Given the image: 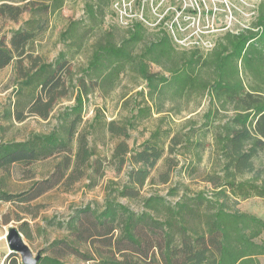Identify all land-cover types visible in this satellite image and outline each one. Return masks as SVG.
Listing matches in <instances>:
<instances>
[{"label": "trees", "instance_id": "trees-1", "mask_svg": "<svg viewBox=\"0 0 264 264\" xmlns=\"http://www.w3.org/2000/svg\"><path fill=\"white\" fill-rule=\"evenodd\" d=\"M111 1L86 0L88 21L93 25L103 21ZM65 2L47 0L37 5L36 0H0V16L17 21L25 11L31 12V17L12 31L10 44L0 37V69L17 61L21 74L16 94L18 99L25 97L22 107L18 104L16 109L5 111L6 117L22 122L37 115L48 120L70 89H77L75 104L58 111L57 123L50 131L0 142V177L5 174L9 178L19 166L30 171L40 162L55 161L48 175L18 191L4 182L6 177L1 178L0 202L29 203L54 188L70 190L81 181L92 189L105 177L108 167L120 174L129 165L123 183L110 181L102 209L87 204L67 222L71 239L65 245L74 254L95 259L92 248L105 264H261L264 219L238 205L251 197L264 199V0H260L249 26L241 32H225L207 52L197 47L180 51L167 32L138 50L147 30L140 20L133 22L119 42L113 30H105L93 42L90 59L77 76L65 51L53 62L29 54L31 45L48 28L44 14L61 10ZM82 22L72 21L61 32L62 40L81 47L87 32H80ZM27 58L30 66L24 65ZM152 64L162 70L153 71ZM129 68L145 81L147 97L156 106L147 103L145 95V104H137L131 116L107 120L97 109L92 123L86 124L85 102L92 89L89 81L94 88L109 90ZM168 95L188 100L208 96L205 121L184 131V127L165 126L166 116L162 115L150 136L131 147L130 130L137 127L136 121L161 114L163 103L158 101ZM227 106H234L236 113L223 118L220 111ZM209 133L216 152L214 162L210 170L196 174ZM107 138L115 143L110 155L99 153L93 144L101 141L105 145ZM179 147L185 150L181 152ZM185 151L193 157L186 166L189 172L209 187L192 191L178 181L168 192V196L178 197L175 202L158 193L143 196L141 189L148 181L170 182L180 164L179 155ZM160 160L165 169L156 178L153 170ZM138 197L144 208L140 213L119 200ZM20 230L30 237L29 228L22 226ZM83 244L90 247L87 252L79 249ZM9 257L8 264H24L17 253ZM36 264L68 263L58 255L42 254Z\"/></svg>", "mask_w": 264, "mask_h": 264}, {"label": "rangeland", "instance_id": "rangeland-1", "mask_svg": "<svg viewBox=\"0 0 264 264\" xmlns=\"http://www.w3.org/2000/svg\"><path fill=\"white\" fill-rule=\"evenodd\" d=\"M43 1L47 0H36V4ZM11 2L20 4L15 1ZM85 2L86 0H66L61 10L44 14L46 20L49 21L48 28L31 45L29 54L40 58V61L53 62L58 58L60 51H65L66 58L70 61L73 72L77 76L82 73V68L90 59L93 42L101 37L105 30H113L115 39L119 42L129 33L128 29L135 20L142 21L147 29L144 39L137 47L138 50L167 32L171 35L178 50L197 47L201 51L207 52L225 32H241L249 26L256 18L260 0H112L105 10L106 15L103 21L96 25L87 19ZM30 17L31 12L28 10L17 21L0 16V37L6 39L10 44L12 31L23 25ZM76 20H83L80 32L87 31L81 47L65 42L61 38V32ZM24 65L30 66V58L25 59ZM151 68L153 71L162 70L157 64H152ZM20 74L17 61L0 69V142L9 139L23 140L33 132L50 131L57 123L55 116L58 111L62 107L75 104L77 89L74 88L70 89V94L67 97L56 104V108L48 120L37 115H29L22 122L7 118L5 115L7 109L14 110L18 104L21 107L25 104L23 101L25 97L20 96L18 99L16 94ZM89 83L92 89L85 102L84 121L87 122L86 124L92 123L97 109L103 111L107 120H119L120 117L131 116L136 113L137 104H145V95L146 102L151 106H156L147 97L149 88L145 81L130 68L120 75V79L112 89L94 88L92 82L89 81ZM141 91L144 92V95L139 93ZM164 98L166 99L158 101L163 103L161 108L164 111L161 114L155 113L151 119L136 121L137 127L130 130L129 143L131 147L140 145L150 136V130L159 124L162 115L166 116L165 126L172 125L179 129L184 127V131L192 127L197 128L205 121V113L209 108L208 96L202 99L193 96L191 100L185 97L174 99L169 95ZM235 113L234 106H227L226 109L220 111L223 118H230ZM212 141V135L209 133L206 137V151L196 174H202L212 167L216 155V152H213ZM93 144L97 146L99 153L110 155L115 143L111 138H107L105 145L101 141L93 142ZM179 149L181 152L185 150L182 147ZM191 158H193L191 153L186 151L179 155L180 164L173 171L170 182L160 184L148 181L141 189V194L149 196L152 193H158L167 196L171 202H175L178 197L168 196V192L171 187L178 184V181L188 184L192 191L209 187L200 180V176L197 178L196 174L193 176L189 172L190 170L186 166ZM54 162L53 159L40 162L30 171H28L29 167L19 166L14 169L9 178L5 174H1L0 187L3 185L1 178L5 177L4 182L14 186L16 191L23 187H29L32 180L48 175ZM127 168L129 165L122 173L118 174L112 167H108L105 177L92 189L86 187V181H81L70 190H65L64 187L54 188L29 203L0 202V264H8L10 261L11 253L6 232L11 224L19 228L22 226L29 228L31 235L30 237L24 235V239L34 255L38 252L43 255H58L68 264H105L92 248L91 251L95 259L88 260L82 254H74L73 249L65 245V241L71 239L66 224L78 208L87 204L102 209L110 181L117 180L123 183L126 179ZM164 169V161L160 160L157 168L153 170V176L157 178L158 173ZM181 170H184L185 173H181ZM33 175L36 177L31 178ZM183 189L184 187L181 189V193H183ZM119 200L138 213L144 210L141 197L137 199L120 198ZM238 207L242 211L250 212L264 219V199L261 197L242 200ZM60 222L63 224L60 225ZM119 233L120 229L116 234ZM261 239L264 240V233L260 237ZM79 249L82 252H87L90 247L83 244L79 246ZM99 250L106 253L104 247H100ZM260 261L261 264H264V255L260 257Z\"/></svg>", "mask_w": 264, "mask_h": 264}, {"label": "water", "instance_id": "water-1", "mask_svg": "<svg viewBox=\"0 0 264 264\" xmlns=\"http://www.w3.org/2000/svg\"><path fill=\"white\" fill-rule=\"evenodd\" d=\"M6 238L10 253L20 254L24 264H36L40 260L42 254L38 252L34 255V252L24 239V234L18 226L11 224L7 229Z\"/></svg>", "mask_w": 264, "mask_h": 264}]
</instances>
